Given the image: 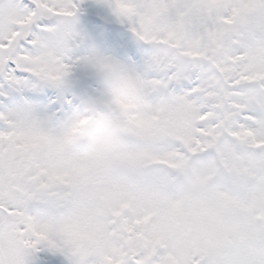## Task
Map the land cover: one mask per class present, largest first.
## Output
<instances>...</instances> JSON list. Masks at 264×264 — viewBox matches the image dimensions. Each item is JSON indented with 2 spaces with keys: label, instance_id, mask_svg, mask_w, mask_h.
<instances>
[{
  "label": "snow or ice",
  "instance_id": "6c2138e0",
  "mask_svg": "<svg viewBox=\"0 0 264 264\" xmlns=\"http://www.w3.org/2000/svg\"><path fill=\"white\" fill-rule=\"evenodd\" d=\"M0 264H264V0H0Z\"/></svg>",
  "mask_w": 264,
  "mask_h": 264
}]
</instances>
